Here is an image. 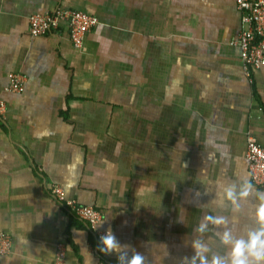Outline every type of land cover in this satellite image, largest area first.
<instances>
[{"label": "crops", "instance_id": "crops-1", "mask_svg": "<svg viewBox=\"0 0 264 264\" xmlns=\"http://www.w3.org/2000/svg\"><path fill=\"white\" fill-rule=\"evenodd\" d=\"M57 9L98 19L81 49L65 24L30 35L32 16ZM241 29L235 0H0V232L12 241L0 264H52L59 244L68 264H101L68 201L102 212L98 229L122 246L113 264L134 252L190 264L196 241L226 257L218 233L264 219L246 160L249 136L264 148V67L251 85L232 45ZM14 73L20 93L6 92ZM245 180L239 207L223 200Z\"/></svg>", "mask_w": 264, "mask_h": 264}, {"label": "built area", "instance_id": "built-area-1", "mask_svg": "<svg viewBox=\"0 0 264 264\" xmlns=\"http://www.w3.org/2000/svg\"><path fill=\"white\" fill-rule=\"evenodd\" d=\"M235 5L240 13L242 29L238 39L232 45L239 49L244 74L252 85L253 71L264 67V0H235ZM61 24L67 26L72 45L76 49H81L86 34L94 29L99 21L84 12L57 9L52 14L32 16L30 35L36 38L51 32L57 33ZM9 81L6 92L20 93L22 91L24 77L21 74H11ZM5 115L6 104L0 100V118H4ZM246 160L251 184L264 192V148L252 136L247 138ZM50 195L58 202L64 201V193L60 187H52ZM67 206L75 218L88 225L91 234L100 244V237L106 233L98 229L103 218L102 212L74 201H68ZM11 249V238L0 232V255L10 254ZM100 260L101 264H113L108 261V253L101 252ZM52 264H68L64 244L57 246Z\"/></svg>", "mask_w": 264, "mask_h": 264}, {"label": "clouds", "instance_id": "clouds-1", "mask_svg": "<svg viewBox=\"0 0 264 264\" xmlns=\"http://www.w3.org/2000/svg\"><path fill=\"white\" fill-rule=\"evenodd\" d=\"M251 185L245 180L239 188L236 185L224 187L222 198L230 202L235 207H239V201L243 200L250 194ZM261 217L264 218V202L260 205ZM206 221L212 223L223 224V217H205ZM207 228V223H201L197 229L203 232ZM220 236V242L229 246L227 256L214 255L209 261L204 255L207 252L208 246L196 241L193 244L196 250V255L192 257L190 264H264V219L259 222L252 223L249 227L238 234L234 235L230 229H226ZM99 251L111 253L112 251H121V245L116 241L115 236L109 229L100 237ZM126 247V246H124ZM143 257L139 253H135L130 259H126V254H121L118 257L119 264H143ZM187 260V258H185Z\"/></svg>", "mask_w": 264, "mask_h": 264}, {"label": "bare ground", "instance_id": "bare-ground-1", "mask_svg": "<svg viewBox=\"0 0 264 264\" xmlns=\"http://www.w3.org/2000/svg\"><path fill=\"white\" fill-rule=\"evenodd\" d=\"M240 33V32H239ZM108 260H109V258H108Z\"/></svg>", "mask_w": 264, "mask_h": 264}]
</instances>
